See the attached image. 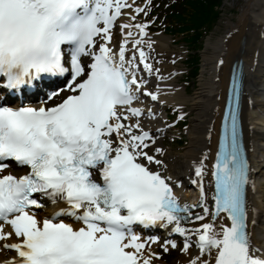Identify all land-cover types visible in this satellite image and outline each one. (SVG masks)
I'll use <instances>...</instances> for the list:
<instances>
[{
    "label": "snow or ice",
    "instance_id": "1",
    "mask_svg": "<svg viewBox=\"0 0 264 264\" xmlns=\"http://www.w3.org/2000/svg\"><path fill=\"white\" fill-rule=\"evenodd\" d=\"M125 9L144 12L127 0H0V89L19 90L42 74L69 76L48 95L51 106L0 105V250L15 253L0 264H154L156 238L143 239L137 226L170 227L184 238L181 252L198 250L187 264H264V246L254 245L248 231V165L235 106L225 114L231 124L213 165L211 206L203 160L195 166L199 180L191 181L199 188L193 204L182 203L172 178L153 170L165 167L156 155L163 149L143 122L155 113L134 102L158 100L139 74L159 69L145 51L152 48L146 23H122L123 39L111 46ZM65 91L71 94L56 102ZM5 161L27 171L2 174ZM37 194L66 207L40 220ZM168 245L177 247L165 240V252Z\"/></svg>",
    "mask_w": 264,
    "mask_h": 264
},
{
    "label": "bare ground",
    "instance_id": "2",
    "mask_svg": "<svg viewBox=\"0 0 264 264\" xmlns=\"http://www.w3.org/2000/svg\"><path fill=\"white\" fill-rule=\"evenodd\" d=\"M127 2L132 4L133 8L142 7L141 4H134L135 0H127ZM124 12L126 15L121 16L117 20L119 27L122 23H138L139 13H135L132 9H125ZM133 15L136 19L130 20ZM126 31L128 30L126 29ZM132 31L134 37L139 38L137 30L133 28ZM146 32L147 36L144 39L152 42V48L148 49L145 45V51L149 52V60L153 64L154 69H159V73L157 75L153 72V74L149 75L147 72L141 71L139 75L147 80L146 87L148 91L158 93V100L155 102L150 97L141 96L144 103L138 102V106L150 107L153 109L155 117H162V108L173 102L182 104L186 97L184 98L178 90L173 93V89L163 79L167 75L166 72L171 70V67L170 64H166L164 60H158V58L159 54L165 52L166 45L164 43L168 46L167 40L160 35H154V39L151 40L148 28ZM122 39L123 36L120 32L119 43ZM119 43L116 46L113 44L111 46L117 48ZM204 44L205 48H211L210 53L203 56L207 59L209 70H207V77L201 80L200 86L197 87L191 97L194 115L188 131L189 140L187 145L183 150L175 154L169 152L166 155L156 154L157 158L163 160L165 167L158 169L157 166L153 165L152 168L153 170H160L165 176L171 177V182L175 186L179 185L178 187L176 186L177 192L182 189L180 187H185L184 196L181 199L193 204L199 197L198 185L193 184V188L186 185L188 183L192 185L191 181L193 179L199 180L195 176V166L203 160V184L206 191V202L211 206V168L216 147L219 119L230 66L234 58L240 57L245 83L242 94L241 119L252 177L246 194L248 231L251 234V240L254 245L264 246V0H244L237 21H226L224 35L219 36L215 40L207 38ZM128 48L131 50V44L128 45ZM126 55L130 56L131 51ZM149 76H153L156 80L151 89L149 88L150 86L148 87L151 80ZM155 105H159V107L157 108ZM147 119H149L147 116L143 118L145 130L150 131L155 136L157 141L155 146L160 147L158 137L161 135L163 126L151 125ZM61 207H66L62 201H58L56 204H48L46 208L38 210V214L46 215ZM194 211L200 212L201 209L197 208ZM67 220L71 223L76 222L70 219ZM187 226L193 227L194 225L189 224ZM168 230H171L170 227ZM5 231H10L9 226H5ZM179 238L182 239L183 237L175 233L168 240L173 241ZM8 242H16L15 237ZM160 244L165 243L156 241L151 245V250L154 252ZM197 251L195 246H193L189 253L185 254L180 251L174 260L163 264H187L190 256L196 254ZM13 255L15 253L9 250H0V260L7 259ZM154 264L162 263L156 259Z\"/></svg>",
    "mask_w": 264,
    "mask_h": 264
},
{
    "label": "rangeland",
    "instance_id": "3",
    "mask_svg": "<svg viewBox=\"0 0 264 264\" xmlns=\"http://www.w3.org/2000/svg\"><path fill=\"white\" fill-rule=\"evenodd\" d=\"M154 0H137L135 3L136 5H142L144 8V12H141L137 18L138 23H146L149 28V38L151 40L154 39V35H160L164 39L167 40L168 46L166 43L165 52L159 54L158 60H164L167 64H170L171 70L167 71L163 79L168 83V86L181 93L184 96V100L182 104L173 102L162 108L161 116H156V119H153L149 122V124L155 126H163V130L161 131V135L158 137V143L160 148L163 149V154L166 153L175 154L176 152L183 150L187 142L188 138V131L191 126L192 117L194 115V110L192 109L191 104V97L194 94L195 90L198 86H200L201 80L207 77V70H209V64L207 63V59L203 56L210 53L211 48H205V41L207 38L211 40L217 39L219 36L224 35L226 31V21L231 20L233 22L237 21L238 14L241 11L242 4L244 0H223L221 6V12L217 20L213 22L210 27L203 30L202 39H200L199 44L200 46L197 47L199 50V67L198 71L195 75L191 76L189 72V64L187 63V58L189 55V49L192 43H188L187 40L183 38L187 32H173L169 29L164 23L160 22L162 19L161 12L163 9L161 6H156V2L153 3ZM142 2V3H141ZM139 3V4H138ZM153 3V10L155 12L160 13L159 17L154 19L152 16V12L150 11L151 5ZM145 12L147 15H145ZM160 19V20H159ZM174 19L173 16L168 17L166 20ZM167 22H165L166 24ZM166 31H165V28ZM120 27L119 24L113 30V41L117 43L120 39ZM163 57V58H162ZM166 59V60H165ZM167 61V62H166ZM173 70V71H172ZM172 72V73H171ZM151 78V77H150ZM156 80H150V89L155 84ZM244 76H243V86H244ZM175 103V104H174ZM178 105V106H177ZM158 108L159 105H156ZM163 118V119H162ZM168 124V125H166ZM177 247L176 248H169L168 253L163 250L161 246H159V251L161 252L162 256H168L169 259L164 261L163 259H158L159 262L163 263H170L172 260L180 252V240L177 239ZM167 253V254H165Z\"/></svg>",
    "mask_w": 264,
    "mask_h": 264
},
{
    "label": "trees",
    "instance_id": "4",
    "mask_svg": "<svg viewBox=\"0 0 264 264\" xmlns=\"http://www.w3.org/2000/svg\"><path fill=\"white\" fill-rule=\"evenodd\" d=\"M223 0H162L159 2L166 12V17L173 16L167 27L173 32H187L183 36L188 43H192L187 58L189 72L195 75L199 67V43L203 30L218 19Z\"/></svg>",
    "mask_w": 264,
    "mask_h": 264
},
{
    "label": "water",
    "instance_id": "5",
    "mask_svg": "<svg viewBox=\"0 0 264 264\" xmlns=\"http://www.w3.org/2000/svg\"><path fill=\"white\" fill-rule=\"evenodd\" d=\"M233 64H234V70H235V75L233 78H235L236 76H239L240 71H242L240 67V59L237 61H234Z\"/></svg>",
    "mask_w": 264,
    "mask_h": 264
}]
</instances>
